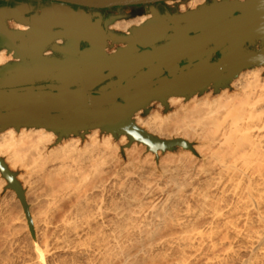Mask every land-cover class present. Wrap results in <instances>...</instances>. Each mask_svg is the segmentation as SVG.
Listing matches in <instances>:
<instances>
[{
  "label": "bare ground",
  "instance_id": "6f19581e",
  "mask_svg": "<svg viewBox=\"0 0 264 264\" xmlns=\"http://www.w3.org/2000/svg\"><path fill=\"white\" fill-rule=\"evenodd\" d=\"M49 16L37 19L39 28L59 24V31L68 32L64 17ZM59 39L54 44H62ZM261 73L248 70L232 79L235 92L224 89L214 98L207 94L180 105L169 115L139 118L152 135L198 142L192 152L158 161L135 144L125 150L127 160H121L116 154L120 146L110 136L92 134L83 144L67 141L47 151L53 142L49 133L1 134L0 156H6L9 169L21 161L16 148L24 149L27 162H19L25 170L17 179L23 181L33 226L22 234L27 239L23 261L10 264H264ZM0 176L1 191L8 182ZM4 199L0 227H27L20 214L21 219H8ZM4 238L11 247L9 237ZM13 253L16 259L20 251Z\"/></svg>",
  "mask_w": 264,
  "mask_h": 264
},
{
  "label": "water",
  "instance_id": "95a60500",
  "mask_svg": "<svg viewBox=\"0 0 264 264\" xmlns=\"http://www.w3.org/2000/svg\"><path fill=\"white\" fill-rule=\"evenodd\" d=\"M48 1L59 5L44 10L42 16L52 13L64 17L70 26L68 32H51L52 24L48 29L39 28L40 19H37L41 16L25 22L30 26L27 31L10 30L5 16L0 17V50L5 48L16 60L0 66V132L10 127L17 131L22 127L44 128L54 132L59 143L72 134L83 136L98 127L114 137L126 135L128 146L134 141L143 143L153 153L175 147L192 150V145L184 139L163 140L149 134L137 126L131 116L151 100L164 102L169 95L189 98L195 92L204 93L209 86L218 91L228 87L240 71L264 68V0H213L168 20L152 10V19L131 29L132 35L122 37L101 31L89 16L70 5L101 9L168 0ZM5 13V10L0 11V14ZM170 30L172 33H168ZM54 33L57 34L53 36ZM55 38L63 43L54 44ZM108 38L126 42L127 46L107 54ZM163 40L169 41L166 48L177 49L173 55L169 56L164 47L154 48L155 43ZM81 42L88 46L81 48ZM49 45L59 57L43 55ZM148 46L153 48L152 52L137 53L139 47ZM185 48L189 49L186 53L176 55ZM217 52L219 59L211 62ZM186 56L198 61L171 79L152 82L163 66L169 70L168 66ZM142 68L146 71L132 77ZM113 77L117 79L112 80ZM105 80L110 81L100 90L92 91ZM41 81L46 84L22 86ZM119 98L124 102H119ZM0 172L8 182L7 188L15 191L20 199L29 229L33 230L17 173L10 170L2 158Z\"/></svg>",
  "mask_w": 264,
  "mask_h": 264
},
{
  "label": "flooded vegetation",
  "instance_id": "af4514ba",
  "mask_svg": "<svg viewBox=\"0 0 264 264\" xmlns=\"http://www.w3.org/2000/svg\"><path fill=\"white\" fill-rule=\"evenodd\" d=\"M184 1H191V0H171L170 3L169 1H162V2H157L154 4H142V5H129V6H114V7H108V8H90V7H80V6H75V5H70L71 8H73L75 11L84 14L86 16H89L94 23L96 27H98L101 31L103 30L106 34L111 33L114 36L117 37H122V36H130L132 35L131 33V28L137 27L142 23L147 22L148 20L153 18L152 15V10L156 11L158 16L161 17L164 20H168L172 16L176 14H184L188 12L189 10L193 9H184L181 10L180 6L182 4H179L180 2ZM213 0H200L199 5H204V4H209ZM175 3V4H172ZM55 5H59L56 2L48 1V0H0V11L5 10V14H0L1 16H5V23L6 26L9 29H14L17 28V24H24L25 22H30L31 19L35 16H42V13L46 9H51ZM195 9V8H194ZM48 17H51L47 14ZM144 21L141 22L140 24H135L133 23L127 28H120V30L116 29H111V26L117 22V21H129V20H135L139 17H142ZM53 17V16H52ZM1 19V18H0ZM172 24H170L171 26ZM26 27H30L29 25H25ZM51 32H57L61 27L59 26H50ZM168 33H172L170 30ZM169 41L168 40H163L159 41L154 44V48H165L167 49V53L169 56L173 55L177 49H170L166 48L168 45ZM88 46V43L81 42L80 47L85 48ZM127 43L126 42H118L115 40H112L110 38L106 39V45H105V52L107 54H113L116 53L119 49H124L126 48ZM210 49V48H209ZM256 50H258V46L255 47ZM46 51L48 52L47 55H45ZM153 48L151 47H139V51L137 53H146V52H152ZM10 59L6 63H13L16 60L12 57L11 54ZM43 55L51 58V57H59L58 54L52 50L51 45H49L45 51L43 52ZM220 55L215 53L212 56L211 62L217 61L219 59ZM198 61V59H189L187 56L184 59L179 60L176 64L170 65L169 70H166V68L163 66L161 68L162 72L158 75V77H155L152 82H157L159 80L163 79H171L173 75H179L181 72L186 70V67L189 64H194ZM163 64V63H162ZM161 65V64H160ZM146 71V68H142L140 70L135 71L132 74V77H136L139 72ZM182 77V76H181ZM116 77H113L112 80H116ZM110 80H105L104 82L100 83L96 87L93 88V92L100 90L101 87L105 86ZM46 83L44 82H35V86H40L44 85ZM75 88L74 86H72ZM212 88V86H209L208 89ZM207 89V90H208ZM206 90V91H207ZM194 94H199L198 92H195ZM193 94V95H194ZM191 95V96H193ZM190 96V97H191ZM171 97H180V98H186L185 96L182 95H169L165 98L164 102L161 100H151L149 101L144 107L139 108L137 111L133 113L131 116V120L133 122H136L135 116L139 112H144L148 111L150 107L154 104L157 103L161 106H163L165 109L169 107V99ZM119 102L123 103L124 100L122 98L118 99Z\"/></svg>",
  "mask_w": 264,
  "mask_h": 264
},
{
  "label": "rangeland",
  "instance_id": "374dc122",
  "mask_svg": "<svg viewBox=\"0 0 264 264\" xmlns=\"http://www.w3.org/2000/svg\"><path fill=\"white\" fill-rule=\"evenodd\" d=\"M199 1L200 0H191L190 2L189 1H184V2H180L179 4H182L181 6H180V8H181V10H184V9H194V8H197L198 7V3H199ZM169 3H170V1H169ZM172 4H175V3H172ZM144 16H142V17H139L138 18V20L137 19H135V20H132L134 23H136L137 21H139L140 19H142ZM130 21V20H129ZM118 30H120V29H118ZM256 68V67H255ZM248 71V70H247ZM247 71H245V72H243V73H246ZM261 76L262 77H264V68H263V71H262V73H261ZM231 83H229V85H228V87H225V88H223V89H219L218 91H215L213 88H210V89H208L207 91H205L204 93H202V94H194L193 96H191V97H189V98H177V99H169V107L167 108V109H165L163 106H161V105H159V104H157V103H154L151 107H150V109L146 112V111H144V112H139V113H137V115L135 116V124L137 125V126H139L140 128H142V129H144L145 131H147V129L145 128V127H142L140 124H139V121H138V119L139 118H141V119H147L148 117H150L152 114H154V113H159L160 115H162V116H166V115H169L170 113H173V112H175L177 109H179L180 108V105H183V104H186V103H189L191 100H193V99H195V98H199V97H202V96H205V95H207V94H209V95H211V97L212 98H214L215 96H217V95H219L224 89H226V90H228L230 93H232V92H235V89H233L232 87H231V85H230ZM23 87H34L35 86V83H30V84H24V85H22ZM175 100H178L179 101V103L178 104H175V105H173L172 103H173V101H175ZM9 129V130H8ZM8 129H6V130H4V131H2V132H0V135L1 134H3V133H5V132H8V131H14V132H16V133H18V132H22V131H30V132H32V133H34V134H36V133H38V132H44V133H49V134H51L52 135V137H51V140L53 141L51 144H49L48 146H47V151L49 150V149H52V148H54V147H56V146H58V145H61V144H63V143H65V142H67V141H78V142H80V143H85L86 141H88L89 140V138H90V136L92 135V134H96L100 139H103L104 137H107V136H110L111 138H112V141L114 142V144H116L119 148H118V150L116 151V154H117V156H119L120 157V159L121 160H123V161H126L127 160V154L125 153V150L127 149V148H131L134 144H135V146H137V147H143V151H142V153L145 155V154H147V153H150V154H153V155H155V161H158L161 157H165V156H169L170 154H174L173 156L175 157V156H178V155H180V154H182V153H184L185 151L187 152V151H190L189 149H183V148H181V147H175L174 149H172V150H167V151H164V152H162V151H157V153H153V152H151V151H148L147 150V147H146V145H144V144H142V143H140V142H137V141H135V142H133L130 146H128L127 144H128V138H127V136L126 135H121V136H118V137H114V136H112V134L111 133H105V132H102V131H100V129H93V130H90V131H88L87 133H84V135L83 136H81L80 135V133H78V134H72V135H70L69 137H67V138H64L61 142H59V143H56V140H57V136L55 135V133H52V132H48V131H45V130H38V129H19L18 131L17 130H15V129H13V130H10L11 128H8ZM94 130H98V131H95V132H92V131H94ZM148 132V131H147ZM149 133V132H148ZM150 134V133H149ZM154 136H156V137H158V138H160V139H163V140H168V139H174V138H176V137H159V136H157V135H154ZM123 139H125L126 140V142L125 143H123ZM182 139V138H181ZM185 141H187V142H189L191 145H192V150H194V147L198 144V142H196L195 140H191V141H189V140H187V139H184ZM16 150H18V152H19V154H20V159H21V161H18V163H16V165H15V167H13L12 169L10 168V170H12V171H14L15 173H17V178H18V176L19 175H21V174H23L24 173V170H25V168H24V166H21V164H20V166H19V162L20 163H22V160H24V159H26V157H25V153H24V149H21L20 147H17L16 148ZM192 150L190 151V152H192ZM21 151V152H20ZM24 153V154H23ZM23 154V155H22ZM22 155V156H21ZM171 156V155H170ZM0 158H2L3 159V161L5 162V164H7L6 163V160H5V158H6V156H0ZM24 158V159H23ZM19 159V160H20ZM24 161H26V160H24ZM27 162V161H26ZM25 163V162H24ZM23 163V164H24ZM7 167H8V164H7ZM19 167V168H18ZM9 168V167H8ZM0 178H1V176H0ZM19 180V182L23 185V181H22V179H18ZM2 190L0 191V201L1 200H3V197L5 198L4 200L8 203L7 205H9V206H7V211L5 212V214L7 213V212H9V213H7V214H9V216L8 215H6L7 217H8V219L10 220V219H12V220H15V219H19L20 217L23 219V220H26V216L24 215V211H23V208H22V206H21V202L19 201V199L17 198V196L15 195V193L11 190V189H8L7 188V186H2V188H1ZM24 189V188H23ZM7 190V191H6ZM10 191V192H9ZM10 193V194H9ZM12 194V195H11ZM11 195V196H10ZM13 196V197H12ZM2 197V198H1ZM7 197H9V198H7ZM9 199V200H8ZM11 199H12V201H11ZM16 202H18L17 204H16ZM15 204V205H14ZM11 205V206H10ZM13 205V206H12ZM19 205V206H18ZM17 206H18V208H17ZM11 208V209H10ZM19 211H18V210ZM10 210V211H9ZM14 210H15V214H14ZM17 210V211H16ZM22 210V211H21ZM10 212H13L12 213V215L15 217V218H10V217H13L12 215H11V213ZM20 212V213H19ZM23 212V213H22ZM19 214H20V217H18L19 216ZM20 218V219H21ZM27 221V220H26ZM25 221V222H26ZM7 226V225H6ZM6 226H3V227H0V249H1V251H0V264L1 263H5V264H10V263H17V262H21V260L23 261V258L26 256V252H25V250H26V248L24 249V250H22L23 248V246L24 247H26L27 246V239L23 236L24 234H23V232H27V230H29V228H28V225L26 224V226L27 227H25L24 225H19V224H13V225H11L10 226V228L8 229V230H6ZM17 226V227H16ZM12 227V228H11ZM20 227V228H19ZM23 227H25L24 228V230L22 229ZM3 230H5V232H6V234L4 233V231H3V234H1V232H2V229ZM19 228V229H18ZM10 229H13V231H15L14 229H16V231L18 230L19 231V233L17 234L16 233V231L14 232V233H16L15 235H14V233H13V231L12 230H10ZM20 229H21V231H20ZM12 231V232H11ZM29 231H31V230H29ZM7 232H8V234H7ZM11 233H13V236H12V234ZM11 234V235H10ZM23 234V235H22ZM3 235V236H2ZM6 235V236H5ZM21 235V236H20ZM12 236V237H11ZM15 236V237H14ZM17 236H20V237H18L17 238ZM4 237H9L8 238V240L9 241H11V243L9 242V244L11 245V247L5 242V238ZM11 237V238H10ZM22 237V238H21ZM1 238H3V239H1ZM20 238H21V240H20ZM5 239V240H4ZM26 241H25V240ZM17 241V242H16ZM19 241V242H18ZM2 242V243H1ZM4 242H5V244H4ZM8 242V241H7ZM13 242V243H12ZM23 242V243H22ZM24 242H26L25 244H24ZM17 243V244H16ZM18 243H19V245H18ZM20 243H21V245H20ZM13 244L15 245V246H13ZM22 244H24L23 246H22ZM3 245V246H2ZM26 245V246H25ZM9 246V247H8ZM13 246V247H12ZM17 246V247H16ZM19 246V247H18ZM14 247H16V248H14ZM5 248V249H4ZM14 249V250H12V253H11V251H10V249ZM5 251H7L6 249H9V252L7 251V252H5ZM19 250L20 251V253L18 254L19 255V257H17L16 258V256H15V258L16 259H13V257L14 256H12V254H14L13 252L15 251L16 252V250ZM21 249V250H20ZM1 252H3V253H1ZM6 253H8V254H6ZM1 254H3V255H1ZM15 255V254H14ZM13 259H11V258ZM22 259H21V258ZM3 258V259H2ZM9 258V259H8ZM20 258V259H19ZM61 258H63V257H61ZM18 259V260H17ZM5 260H7V262H4ZM10 260H12V261H10ZM16 260V261H15ZM171 260V258L169 259V261ZM9 261V262H8Z\"/></svg>",
  "mask_w": 264,
  "mask_h": 264
},
{
  "label": "crops",
  "instance_id": "0c3cea01",
  "mask_svg": "<svg viewBox=\"0 0 264 264\" xmlns=\"http://www.w3.org/2000/svg\"><path fill=\"white\" fill-rule=\"evenodd\" d=\"M241 1H243V0H241ZM144 19L145 18H142V19H140L139 21H137L135 24H140L141 22H143L144 21ZM134 22L132 21V20H130V21H117V22H115L112 26H111V29H114V30H116V29H120V28H127V27H129L130 25H132ZM25 24V23H24ZM24 24H17V28H14V29H17V30H20V31H25V30H27V27L24 25ZM143 24V23H142ZM141 25V24H140ZM139 25V26H140ZM138 27V26H137ZM57 43H61V40L59 39V40H57ZM48 54V52H46L45 53V55H47ZM10 55H8L7 54V52H6V50L5 49H3V50H1L0 51V66L1 65H3V64H5L9 59H10ZM255 69H262V71H263V67L262 66H259V67H254V68H250V69H246V70H243V71H241V72H239L238 74H237V76L235 77V78H233V81L237 78V77H239V75L241 74V73H243V72H245V71H247V70H255ZM233 81H231V84L233 83ZM230 84V85H231ZM177 99V98H180V97H171L170 99ZM8 129V128H7ZM14 129V128H13ZM12 129V127H11V129L10 130H13ZM20 129H38V130H45V131H48V130H46V129H44V128H24V127H22V128H20ZM9 130V129H8ZM95 131H98V130H94V131H92V132H95ZM48 132H52V131H48ZM53 133V132H52Z\"/></svg>",
  "mask_w": 264,
  "mask_h": 264
}]
</instances>
